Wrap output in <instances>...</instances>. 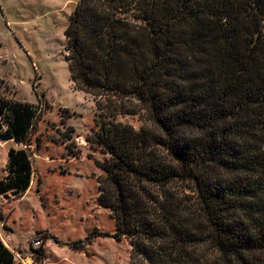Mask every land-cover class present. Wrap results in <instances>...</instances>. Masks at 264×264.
<instances>
[{
  "label": "trees",
  "instance_id": "obj_1",
  "mask_svg": "<svg viewBox=\"0 0 264 264\" xmlns=\"http://www.w3.org/2000/svg\"><path fill=\"white\" fill-rule=\"evenodd\" d=\"M64 36L128 264H264V0H76ZM37 117L0 96V140L29 145ZM7 160L0 193L21 196L30 154ZM0 264H23L1 240Z\"/></svg>",
  "mask_w": 264,
  "mask_h": 264
},
{
  "label": "rangeland",
  "instance_id": "obj_2",
  "mask_svg": "<svg viewBox=\"0 0 264 264\" xmlns=\"http://www.w3.org/2000/svg\"><path fill=\"white\" fill-rule=\"evenodd\" d=\"M75 2L0 0V96L38 111L29 145L0 140V178L10 147L26 148L33 169L23 195L0 193V240L23 264H128L129 240L113 237L98 198L96 162L107 154L91 141L99 129L94 98L75 86L65 59ZM145 118L117 117L135 129Z\"/></svg>",
  "mask_w": 264,
  "mask_h": 264
}]
</instances>
